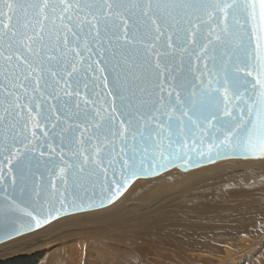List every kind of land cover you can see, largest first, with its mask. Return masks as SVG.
I'll return each mask as SVG.
<instances>
[{"label":"snow or ice","instance_id":"obj_1","mask_svg":"<svg viewBox=\"0 0 264 264\" xmlns=\"http://www.w3.org/2000/svg\"><path fill=\"white\" fill-rule=\"evenodd\" d=\"M232 156L264 158V0H0L4 238Z\"/></svg>","mask_w":264,"mask_h":264},{"label":"bare ground","instance_id":"obj_2","mask_svg":"<svg viewBox=\"0 0 264 264\" xmlns=\"http://www.w3.org/2000/svg\"><path fill=\"white\" fill-rule=\"evenodd\" d=\"M203 189H208V192L210 191L208 196H211V200L214 201L215 199V201L220 200L223 203L227 202L224 203V206L223 203H219L220 205L222 204V209L226 210L227 208H224L226 207V204H232L234 206V204L238 205L237 203L240 205V202L245 204L247 201L252 202L258 198L264 199V158L224 159L187 171H181L178 168L173 167L153 177L137 178L119 198L107 206L64 215L56 221L49 223L46 226L48 229L47 231L45 230V227H42L38 231L34 230L0 243V258H5L4 264H8V257L10 254H15L18 251H21V247H23V249L26 247L30 248L28 250L32 251V254L38 251L36 257H34L36 261L35 264H136V262L133 261L126 263L124 259H122L120 253L124 252L122 249L127 248V243L121 241L122 238H120V234L123 233L124 230L130 228L141 229L144 226L153 223L154 216H146L145 212L142 211V207L148 203L147 201L149 198L153 195L167 194L171 199L180 198L182 203L189 208V211L190 209H210V206L206 205L208 203L202 202L205 200L206 195L204 194L207 192ZM199 190H203L205 193H196ZM217 190L219 191L218 194L215 192ZM215 201L214 203H218ZM189 202H191V205L187 204ZM216 207L218 206L216 205ZM211 208H214V206ZM253 209L251 212L252 214ZM232 210L234 211V209ZM256 210L260 212L259 209ZM248 212H250V210ZM237 213H239V211ZM240 213L243 214V212ZM251 213H249V215H251ZM255 215L258 214L256 213ZM237 219L239 220L231 223L232 227L229 226L230 228L236 227L242 229V227H244L242 220H240V218ZM260 219L263 221L264 216ZM243 220L245 221V219ZM92 222L98 223V225L100 223L102 225L103 233L96 235L95 233L94 235L85 234L81 237H75L71 239V241H68L65 244L63 243L59 248L48 244L50 242L48 239L49 235L60 228L67 229L79 224L81 226L83 223L87 225V223L90 224ZM95 228L96 226L94 229ZM83 230L81 229V231ZM257 230H259V228ZM68 232H70V230H68ZM254 233H256V231ZM214 235L216 236V234ZM229 237L235 239L237 243L234 245L233 242H229L228 239H226V235L225 239L219 237L220 239H217V242H210L209 240L200 238V240H187L188 242L185 243L184 252L172 253L173 255L171 256H166L165 253V256L162 254L161 256H158L159 258L157 257L158 259L154 258L155 260L153 262L156 264H191L192 261H195L197 264H206L207 262L212 261L213 254L217 255L221 253L223 249L224 255L222 254L223 256L219 258L221 264H234L236 258L242 257H245V259L248 260V263L246 262L247 264H264V258L260 261L259 256V259L253 256L261 250L257 247L263 242L264 233L261 237L253 236L252 239H250L251 236L246 231L237 232L236 234L231 235L229 234L227 235V238ZM131 245L134 246V244ZM222 245H224L223 248ZM130 248L131 247L125 249L127 250V253L130 251ZM159 249L161 250V248ZM250 250L253 251L250 252ZM163 251L162 253H164ZM58 253L62 256L59 257ZM127 256L129 257V255ZM252 256L254 259L250 260L249 258ZM207 257H209V261H206V259H208ZM3 259H0V264Z\"/></svg>","mask_w":264,"mask_h":264},{"label":"rangeland","instance_id":"obj_3","mask_svg":"<svg viewBox=\"0 0 264 264\" xmlns=\"http://www.w3.org/2000/svg\"><path fill=\"white\" fill-rule=\"evenodd\" d=\"M234 159H239V158H234ZM245 159H249V158H245ZM251 159H255V158H251ZM203 190H205L207 192L205 193ZM203 190H199L196 193H198V194L205 193L204 194V195H206L205 200H203L202 202L208 203L206 205L210 206V209L209 208L208 209L204 208V209H200V210L190 209V211H189V208L186 207V205L184 203H182V200L180 198L171 199L167 196V194H164V195L160 194L157 196L153 195L151 198H149V200L147 201L148 203H146V205H144L142 207V211L145 212L146 216H154V219L152 221L153 223L148 225V226H144L141 229L130 228V229L124 230L123 233L120 234L121 237L120 236L119 237L122 238L121 241H124L127 243V248L131 247L130 251H128V253H127V250H125L127 248L122 249V251L124 250V252H123L124 255H123V253H120L122 259H124V261L126 263L133 261V262H136V264H138V262H139V264H151V263L156 264L153 261L155 259H158L159 258L158 256H161L162 254L164 255L166 253V256H171L174 253L184 252L185 251V249H184L185 243H187L188 241H190L192 239H199L200 238V239L209 240L210 242H217V239H220L221 237L225 239V235H226V239H228V241L231 243L233 242V244L235 245L237 243V241L235 239H232L231 238L232 236L227 238V235L236 234L237 232H241V231H244V232L246 231L247 233L250 234V236H251L250 239H252L253 236L254 237L255 236L261 237L262 236V234L264 233V220L262 221L260 218H262L264 216V199L263 198H258L257 200H253L254 201V202L252 201L253 203L250 201H247V202H245V204H242V202H240V205H239V203H237L238 205L234 204L235 207L232 204L231 205L233 207L231 205L226 204V207H224V208H227V210H226V209H222V207L225 205L224 203H227V202L223 203L220 200L216 199L217 201H215V199H214L215 202H218V203H214V201L211 200L212 199L211 196H208L210 191L208 192V189H203ZM215 192L218 194L219 191L217 190ZM219 203H223V206H222V204L220 205ZM187 204L191 205V202H189ZM216 205L219 208L216 207ZM242 205H243V207H242ZM213 206H214V208H211ZM232 209H234V211ZM252 209H253V214L251 213ZM256 209H259L261 214ZM236 210H237V212L239 211V213H237ZM249 210H250V212H248ZM254 211L258 215H255L256 213ZM240 212H243V214ZM246 212H248V213H246ZM249 213H251V215H249ZM232 218H234L235 220ZM237 218H240V220H242L244 227H242V229L241 228L238 229L236 227L230 228V227H232L231 223L239 220ZM243 219H245V221H247V222H245ZM252 219H254V220H252ZM255 219H256V221H255ZM248 221H249V223H248ZM250 221H252V222H250ZM94 224L98 225V223L92 222L90 224L87 223V225L85 223L81 224V226H83V227H81L79 224L77 226L67 228L68 230H70V232H68V230L65 228H60L56 232L51 233V235H49L48 239L50 240V242L48 244L50 246H55V247L59 248L62 246L63 243L65 244L68 241H71V239H73L75 237H81L85 234L86 235H94V233H95V235H96L99 233H103V229L101 227L102 225L100 223L98 226L94 225ZM214 225H217V226H214ZM95 226H96V228L94 229ZM90 227H92V228H90ZM261 227H263V228H261ZM74 228H76L77 230ZM258 228L260 231L257 230ZM81 229L82 230L84 229V230L81 231ZM96 229H97V231H96ZM229 230H231V231H229ZM234 230H235V232H234ZM74 231L77 233V235ZM255 231L257 234L254 233ZM64 233H65V235H64ZM214 234H216V236ZM71 236H73V237H71ZM216 237H217V239H216ZM131 244H134L135 248ZM223 247H224V245H222V248ZM21 248H22L21 251H18L15 254L9 255L8 264H35L36 261H35L34 257H36V254L38 253V251L32 254L31 253L32 251L28 250L30 248H26V247H24V249H23V247H21ZM159 248H161V250ZM257 248H259L261 250H259L253 256L257 257V259H259L258 258V256H259L260 257L259 260L261 261V259L264 258V240H263V242L260 243V245ZM182 249H184V250H182ZM134 251H135V253H134ZM157 251H159V252H157ZM162 251L164 253H162ZM251 251H253V250H250V252ZM260 251H261V253H260ZM130 254H132V255H130ZM222 254L224 255L223 249H222L221 253H219L217 255L213 254L214 256L212 255L213 259H211L212 260L211 262L209 261L210 260L209 257H207L208 259H206V261H209L207 263L208 264H216V263L221 264V262H220L221 260H219V258L223 256ZM127 255H129V257ZM58 256L61 257L62 255L60 253H58ZM253 256L249 259L250 260L254 259ZM151 257H152V259H151ZM0 259H3V258H0ZM246 260L247 259H245V257L236 258L234 260L235 261L234 264H247L248 260L247 261ZM4 262H5V258L2 260L1 264H4ZM193 263L197 264V262H195V261H192L191 264H193Z\"/></svg>","mask_w":264,"mask_h":264},{"label":"water","instance_id":"obj_4","mask_svg":"<svg viewBox=\"0 0 264 264\" xmlns=\"http://www.w3.org/2000/svg\"><path fill=\"white\" fill-rule=\"evenodd\" d=\"M107 89H105L104 90V92H103V94L101 95V97H100V100L98 101V103H99V105L101 106V107H111V100H112V98L111 97H109V96H107ZM234 159V158H240V159H245V158H256V157H236V156H232V157H228V158H222V159H219V160H216V161H214V162H217V161H220V160H224V159ZM214 162H212V163H214ZM208 164H211V163H205V164H202V165H200L199 167H201V166H204V165H208ZM173 167H176V168H178L179 170H181V171H187V170H191V169H194V168H182V167H179V166H173ZM173 167H170V168H173ZM170 168H168V169H170ZM197 168V167H196ZM168 169H166V170H168ZM166 170H163V171H161L160 173H162V172H164V171H166ZM160 173H158V174H160ZM158 174H156V175H158ZM156 175H154V176H156ZM151 177H153V176H151ZM138 178H148V177H138ZM137 179V178H136ZM135 180V179H134ZM134 180H131L130 182H129V185H128V187L131 185V183L134 181ZM128 187H127V189H128ZM126 189V190H127ZM126 190H124L123 191V193L126 191ZM122 193V194H123ZM121 194V195H122ZM120 195V196H121ZM120 196H118L117 198H119ZM116 198V199H117ZM115 199V200H116ZM114 200V201H115ZM113 201V202H114ZM107 205H109V204H105L104 206H107ZM104 206H102V207H104ZM97 208H101V207H97ZM97 208H95V209H97ZM88 210H92L91 208H86L84 211H88ZM69 214H72V213H69ZM65 215H68V214H65ZM34 231V230H33ZM29 232H31V231H29ZM28 233V232H27ZM14 237H17V236H9V237H7V238H4L3 237V233H0V243H2V242H4V241H7V240H9V239H12V238H14Z\"/></svg>","mask_w":264,"mask_h":264}]
</instances>
